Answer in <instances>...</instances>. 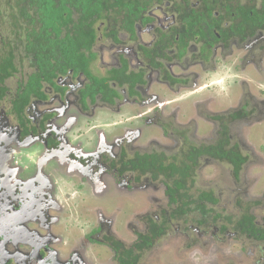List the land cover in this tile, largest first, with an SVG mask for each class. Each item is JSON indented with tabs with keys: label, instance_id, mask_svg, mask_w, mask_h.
<instances>
[{
	"label": "flooded vegetation",
	"instance_id": "1",
	"mask_svg": "<svg viewBox=\"0 0 264 264\" xmlns=\"http://www.w3.org/2000/svg\"><path fill=\"white\" fill-rule=\"evenodd\" d=\"M13 1L6 6L8 0H0V62L9 48L5 42L19 32L15 27L19 19L6 16L17 11ZM254 1L231 2L253 6ZM149 3L147 20L135 24L134 34L127 31L125 16L118 11L96 19L91 77L69 72L68 77L57 78L60 88L43 80L28 96L24 90L30 86L29 68L23 60L16 64L23 78H0V264H161L167 260L172 264L175 259L164 250L167 245L181 243L184 251L208 250L209 239L213 246L236 241L231 245L236 251H230L231 256L219 254L218 264H264V236L242 231L246 221L240 219L244 214L256 217L253 206L261 201L241 208V200H236L241 212L237 223H242L221 224L224 218L216 222L201 208L207 194L216 196L213 189H193L208 172L221 173L223 165L232 167L235 187H245L242 170L234 173L229 156H218L216 151L240 149L241 142H233L231 126L248 121L247 108L254 99L245 96L239 109L230 106L231 100L217 103L209 94L222 83L211 75L222 67L240 74L244 62L255 61L264 77V32L243 41L241 37L250 35L236 31L245 23L227 11L219 16V27L193 30L170 0ZM156 8L165 15L162 24L151 14ZM150 28L155 39L145 43L138 31ZM123 35L136 44L139 64L134 67L124 50ZM109 42L119 46V52L116 61L106 65L95 50ZM238 80L235 85H229L231 78L223 82L232 98L235 89L243 87ZM243 82L249 85L248 80ZM79 83L70 96L72 86ZM86 88L90 94L89 90L81 93ZM218 104L232 110L215 111ZM127 108L134 110L137 124L118 126L115 134L108 135L113 146L100 141L91 151L88 140L97 128L95 117L104 109L125 115ZM236 114L239 117L233 119ZM146 163L150 164L143 167ZM160 165L162 172L157 169ZM106 174L115 186H107ZM138 196H144L143 204L133 203ZM225 213L222 216L230 215ZM261 222L256 217L257 226L264 228Z\"/></svg>",
	"mask_w": 264,
	"mask_h": 264
},
{
	"label": "trees",
	"instance_id": "2",
	"mask_svg": "<svg viewBox=\"0 0 264 264\" xmlns=\"http://www.w3.org/2000/svg\"><path fill=\"white\" fill-rule=\"evenodd\" d=\"M149 1L151 0H14L13 5L17 11H10L6 16L19 19L15 25L19 32L16 31L14 36H10L5 42L9 48L7 55L0 62V78L8 79L12 76L23 78L25 74L16 66L18 61L23 60L22 63L29 68L27 75L30 86L25 87L22 80L19 82L27 89L24 91L25 96H28L31 91H37L42 86L43 80H48L54 87L60 88L56 82L57 78H66L69 72L75 76L83 74L91 77L90 61L95 57L92 52L96 41L94 28L96 19L103 18L105 12L110 15L112 11L115 13L118 11L125 16L127 31L134 34L135 24L147 20L145 11L150 4ZM231 1L170 0L176 14L183 22L188 23L189 27H193V30L199 29L204 32L205 28L210 30L219 27L222 23L219 16L227 11L235 13L241 18V22L245 23L236 31L237 34L250 35L241 37L243 41L264 32V0H255L253 6H244L240 2L233 5ZM4 4L11 5L10 0L8 4L5 2ZM22 53L25 55L21 56ZM89 82L88 87L91 88V80ZM87 90H89L87 94H90L91 90L88 88L82 89L81 93L84 94ZM238 117L236 114L233 119ZM216 152L221 157L229 156L233 162L234 173L241 172L248 160V156L243 155L238 148L219 149ZM149 164L146 163L143 167ZM157 169L162 172L164 167L160 165ZM205 198L206 204H201V208L207 209L208 218L216 222L224 218L220 221L221 224L242 223H237L238 219L233 215L222 216L226 214V210L220 209L219 198L210 193ZM240 219L246 221L242 231L264 236V228L257 226L255 216L244 214Z\"/></svg>",
	"mask_w": 264,
	"mask_h": 264
},
{
	"label": "rangeland",
	"instance_id": "3",
	"mask_svg": "<svg viewBox=\"0 0 264 264\" xmlns=\"http://www.w3.org/2000/svg\"><path fill=\"white\" fill-rule=\"evenodd\" d=\"M151 14L154 16L156 15L157 18L160 20V23H164V13L161 10V8H156L153 11H151ZM173 19V18H172ZM153 28H150L149 30L145 31H138V35L140 40L147 43L148 41H152L155 39V34L152 33ZM123 39L125 42V48L126 53L129 55V58L131 60V63L134 64L138 63L136 58V44L134 42H131L129 40V35H123ZM257 40V42H259ZM103 57V63L106 65H111L114 61H116V57L119 52V46H116L112 43H106L102 46H98L95 50ZM243 54V53H242ZM25 55V53H22L21 56ZM244 55V54H243ZM249 54L245 55L248 56ZM20 57V55H19ZM259 59H256L257 62H259ZM262 60V58H261ZM248 61V60H247ZM249 62V61H248ZM96 63V61H95ZM243 61L240 62L242 65ZM139 64V63H138ZM243 69L240 74L236 71H228L226 67H222L219 69V73L215 75H211V78L214 80H220L223 86V82L225 80H228V78H231V82L229 85L234 84L238 80L239 75V82L240 84H243V87L236 90L235 98L231 96V89L229 87L223 88L222 86H215L213 90H211L213 93H210L213 97V99L217 98V103L219 101L222 102H228L230 101V106L234 108H240L244 105V97L249 96L251 104L248 105L247 108V118L248 121H241L237 122L234 125L231 126L232 130V137L233 142H241L240 146V152L243 155L249 156V163L244 166L242 169V172L240 173L242 182L244 183L245 187L239 186L238 188L235 187L233 182L235 180L232 179L231 175V166L229 165H223V167L220 169L218 175L216 176L213 173H209L207 176H204L201 178V180L196 183L197 186H195L193 189L199 190L200 187L202 189H210L213 191L214 194L221 200L220 208L226 210L230 215L235 216V218H240L241 212L238 210L239 207L236 204V200H241V208L247 207L250 203V201H261L260 205L253 206V211L262 222L264 223V77L262 75L258 74L257 66L255 65V61L251 63H243ZM263 67H264V61H263ZM198 70V69H197ZM242 72H244L242 74ZM260 78L262 80H260ZM244 80H248L249 85L244 84ZM198 81L200 82L201 79L199 78ZM80 88L79 84H74L72 86V91H70V96L74 95V92L77 91V89ZM162 90H165V88H161ZM208 95V94H207ZM166 97V95H164ZM171 97V96H170ZM70 100H72L70 98ZM72 104V101L69 102ZM259 105V109L253 108L254 105ZM53 105V104H52ZM229 106V107H230ZM228 106H221L214 107L213 109L218 112H222L228 109V112L232 110V108H226ZM72 108V107H70ZM212 109V108H208ZM122 110V109H121ZM127 113L124 115V113H120L119 115H113L111 113H107L104 109V112L98 114L95 117V121L93 124L97 125V128H95L93 131H91V151H94L98 142L104 141L110 146H113L115 143L112 141L108 135L109 134H115L117 132L118 126H125L128 127V125H136V121L134 122V118L132 117V113L134 112L133 109L127 108ZM168 110V109H167ZM262 111L260 114L259 111ZM74 111L76 109L74 108ZM73 117H76V115H72ZM71 116V117H72ZM78 117H81V113L78 112ZM251 118V119H250ZM83 120V119H82ZM80 123L82 126L88 127L87 124H84V122ZM133 121V122H131ZM78 124V123H76ZM206 126V124H205ZM81 130V129H80ZM159 131V129L157 130ZM81 134L84 133V131L81 130ZM236 138V139H235ZM139 142V141H138ZM141 143V142H139ZM234 144V143H233ZM144 145H142L143 148ZM144 151H149V149H144ZM214 167V166H213ZM109 177L110 175L106 174L104 178ZM198 178V177H197ZM110 181H107L108 187L115 186V182L111 181V177H109ZM232 179V181H230ZM243 185V186H244ZM251 190H255V193H249ZM249 193V194H248ZM133 203H140L143 204L145 202L144 196H138L135 199ZM157 203H160L157 201ZM128 219L132 218V214H128ZM123 224V223H122ZM126 230V229H122ZM129 231V230H127ZM193 234H196L195 232ZM194 238V235L192 236ZM131 239V238H130ZM178 240V239H176ZM180 240H183V238H180ZM236 241H232L230 244H219L217 246H213V242L211 239H209V242L207 243L209 246V249L207 250L205 247H198V248H192L189 251H184L183 248L180 246V244H173L170 243L169 245L164 248L166 249L167 255L172 257V260L175 259L172 264H218L219 260H221L222 256H218L221 253H227L229 256H231V252H235L236 249L231 247L233 243ZM230 246V247H229ZM183 249L182 253L180 254V251ZM163 250V251H164ZM231 251V252H230ZM178 253V255H177ZM205 254V255H204ZM161 261V260H160ZM168 261V260H167ZM167 261L162 262L161 264H167Z\"/></svg>",
	"mask_w": 264,
	"mask_h": 264
}]
</instances>
